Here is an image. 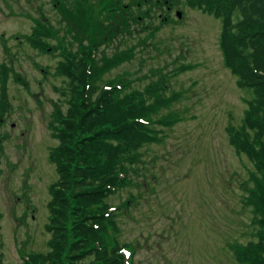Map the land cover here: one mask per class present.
Instances as JSON below:
<instances>
[{"label": "rangeland", "instance_id": "1", "mask_svg": "<svg viewBox=\"0 0 264 264\" xmlns=\"http://www.w3.org/2000/svg\"><path fill=\"white\" fill-rule=\"evenodd\" d=\"M88 1L94 20L107 28L92 40L98 59L93 83L119 86L123 80L118 98L136 92L153 107L145 116L150 139L123 162L127 181L106 198L118 208L110 242L128 246L122 248L132 253L131 264H241L235 251L258 240L248 190L259 173L230 140L250 94L224 63L220 19L184 2L153 5L154 14L146 16L147 0L139 26L129 19L130 28L109 35L105 3ZM135 1L119 3L127 12ZM125 12L118 15L123 25L130 17ZM60 14L55 0H0L3 264L49 250L47 204L58 179L50 160L58 145L52 126L68 105L59 46L77 52L99 34Z\"/></svg>", "mask_w": 264, "mask_h": 264}, {"label": "trees", "instance_id": "2", "mask_svg": "<svg viewBox=\"0 0 264 264\" xmlns=\"http://www.w3.org/2000/svg\"><path fill=\"white\" fill-rule=\"evenodd\" d=\"M98 1L105 3L109 35L119 28H130L129 19L139 26L142 20L138 14L149 4L147 0L143 4L136 0L125 12L119 0ZM150 1L153 4L147 9L149 13H144L146 16L153 5L184 2L221 21L219 45L224 63L236 76L238 86L250 94L243 124L230 131V140L259 173L252 177L254 185L248 190V200L258 214L254 219L258 240L235 253L241 264H264V0ZM55 2L63 16L74 19L81 29L98 30L99 34L87 45L80 44L77 52H66V46H59L62 59L58 71L67 78L68 105L66 113L59 115L52 126L58 145L50 152V160L56 164L58 179L49 189L47 204L49 250L30 254L21 264H131L132 253L125 255L122 248L128 246L109 240V230H117L118 208L106 198L127 181L123 162L143 141L150 139L147 130L150 120L145 116L153 107L145 104L136 92L118 98L123 80L119 86L93 83L97 70L93 64L98 59L92 40H98L107 28L102 21L94 20L88 0H78L69 6L66 0ZM120 11L130 15L125 25L118 21ZM155 100L157 103L161 97L157 95ZM0 264H3L1 256Z\"/></svg>", "mask_w": 264, "mask_h": 264}, {"label": "bare ground", "instance_id": "3", "mask_svg": "<svg viewBox=\"0 0 264 264\" xmlns=\"http://www.w3.org/2000/svg\"><path fill=\"white\" fill-rule=\"evenodd\" d=\"M151 9H152V8H151ZM151 9H150V10H151ZM161 9H162V8H161ZM150 13H151V15L154 14V13H152V12H150ZM51 28H52V25H50V28H49V29L46 28V31H47V32H50Z\"/></svg>", "mask_w": 264, "mask_h": 264}, {"label": "water", "instance_id": "4", "mask_svg": "<svg viewBox=\"0 0 264 264\" xmlns=\"http://www.w3.org/2000/svg\"><path fill=\"white\" fill-rule=\"evenodd\" d=\"M176 14H177L178 17L180 16V12H177Z\"/></svg>", "mask_w": 264, "mask_h": 264}]
</instances>
